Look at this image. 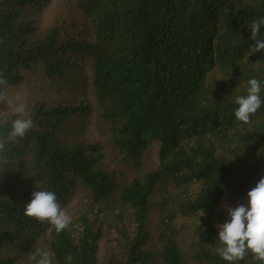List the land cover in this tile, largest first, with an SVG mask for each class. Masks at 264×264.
I'll use <instances>...</instances> for the list:
<instances>
[{
  "label": "trees",
  "instance_id": "trees-1",
  "mask_svg": "<svg viewBox=\"0 0 264 264\" xmlns=\"http://www.w3.org/2000/svg\"><path fill=\"white\" fill-rule=\"evenodd\" d=\"M50 1L0 0V70L34 122L0 155V264H30L36 249L51 251L53 264L68 254L71 264H228L215 251L228 219L221 207L241 204L264 176V104L241 124L233 103L250 78L264 81V52L248 55L264 0H66L36 33L33 15ZM80 75L113 149L139 168L156 142V170L121 183L101 166L104 147L73 128L89 109L66 96ZM11 112L0 102V118ZM166 183L180 191L172 205L192 234L186 244L164 238L156 254L147 216ZM79 186L91 204L59 234L24 215L32 192L53 191L61 205ZM100 205L116 210L105 242ZM238 264L259 262L249 253Z\"/></svg>",
  "mask_w": 264,
  "mask_h": 264
},
{
  "label": "clouds",
  "instance_id": "clouds-1",
  "mask_svg": "<svg viewBox=\"0 0 264 264\" xmlns=\"http://www.w3.org/2000/svg\"><path fill=\"white\" fill-rule=\"evenodd\" d=\"M264 17L250 23L251 40L254 43L248 55L264 52ZM264 81L250 78L245 88L246 94L235 96L233 103L235 119L241 124H248L258 112L262 99ZM0 102H6L12 109L9 118H0V155L6 153L9 145L19 144L34 127L33 119L27 115V105L19 96L8 95V80L5 72L0 70ZM9 119L11 121L10 127ZM23 213L40 224L51 225L59 234L69 227L71 216L61 207L55 192L37 190L32 192L30 201L24 205ZM228 219L218 225V244L216 253L228 264H238L251 253L254 260L264 264V176L247 192V205L239 204L227 208ZM204 215L203 210L200 216ZM200 223V221H199ZM73 257L68 254L65 260L71 264ZM30 264H53V253L36 249L28 255Z\"/></svg>",
  "mask_w": 264,
  "mask_h": 264
},
{
  "label": "rangeland",
  "instance_id": "rangeland-1",
  "mask_svg": "<svg viewBox=\"0 0 264 264\" xmlns=\"http://www.w3.org/2000/svg\"><path fill=\"white\" fill-rule=\"evenodd\" d=\"M66 4V0H51L39 12L35 13L33 19L36 33L43 31L47 26L61 17L66 12ZM84 80V76L75 77L67 86L66 96L70 101H84L89 105L86 114L78 116L76 119L77 124L73 128L85 141L90 142L95 140L104 147L105 157L101 161V166L112 172L121 183L130 181L134 176H142L148 171L156 170L159 166L158 144L156 142L148 144L142 155L141 166L139 168H135L127 161H124L121 155L113 149L109 143V133L106 130L105 123ZM18 89L22 90L25 87L21 86ZM13 91L10 93H13ZM190 190L196 192L198 190L197 184H192ZM179 194L180 191L177 188L170 183H166L152 196L146 228L149 231V247L156 254L160 251L164 242L163 240L166 237L171 238L179 244H186L190 241L192 220L189 217L182 216L174 204L172 205V202L175 201ZM90 204V198L86 189L79 186L69 196L68 200L61 204V207L73 218L79 211H82L84 208L88 209ZM241 204L246 206L247 199L242 201ZM237 205L235 202L227 201L223 203L221 208L227 213L228 207L234 208ZM101 207L102 212L98 218L102 222L105 234L103 242H105L113 236L111 225L114 222L116 210L111 207ZM127 214L129 215V212ZM155 258H158V255Z\"/></svg>",
  "mask_w": 264,
  "mask_h": 264
}]
</instances>
